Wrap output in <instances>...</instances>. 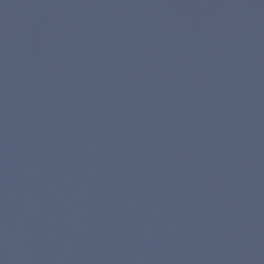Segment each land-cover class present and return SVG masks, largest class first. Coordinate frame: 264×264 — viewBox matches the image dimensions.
Instances as JSON below:
<instances>
[{"label": "water", "instance_id": "95a60500", "mask_svg": "<svg viewBox=\"0 0 264 264\" xmlns=\"http://www.w3.org/2000/svg\"><path fill=\"white\" fill-rule=\"evenodd\" d=\"M0 264H264V0H0Z\"/></svg>", "mask_w": 264, "mask_h": 264}]
</instances>
